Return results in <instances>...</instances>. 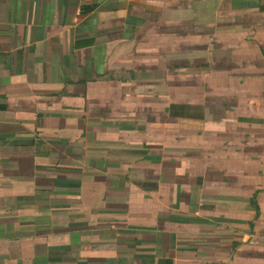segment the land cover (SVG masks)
Here are the masks:
<instances>
[{"label": "crops", "instance_id": "0c3cea01", "mask_svg": "<svg viewBox=\"0 0 264 264\" xmlns=\"http://www.w3.org/2000/svg\"><path fill=\"white\" fill-rule=\"evenodd\" d=\"M0 264H264V0H0Z\"/></svg>", "mask_w": 264, "mask_h": 264}]
</instances>
